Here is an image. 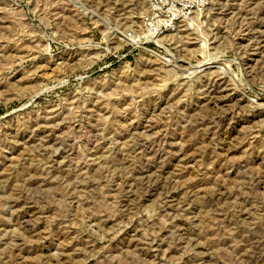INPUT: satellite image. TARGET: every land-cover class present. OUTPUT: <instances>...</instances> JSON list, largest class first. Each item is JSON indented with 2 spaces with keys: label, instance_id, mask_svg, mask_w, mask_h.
Returning a JSON list of instances; mask_svg holds the SVG:
<instances>
[{
  "label": "rangeland",
  "instance_id": "1",
  "mask_svg": "<svg viewBox=\"0 0 264 264\" xmlns=\"http://www.w3.org/2000/svg\"><path fill=\"white\" fill-rule=\"evenodd\" d=\"M161 1L0 0V264H264V0Z\"/></svg>",
  "mask_w": 264,
  "mask_h": 264
},
{
  "label": "built area",
  "instance_id": "2",
  "mask_svg": "<svg viewBox=\"0 0 264 264\" xmlns=\"http://www.w3.org/2000/svg\"><path fill=\"white\" fill-rule=\"evenodd\" d=\"M153 2L156 3L157 6H160V5L162 4V1H161V0H153ZM163 8H166V6H164ZM172 12H173V11H172ZM156 13H157V10H156L155 14H156ZM174 15H175V12H174V14H172V16H174ZM156 17H158V16H156ZM152 19H153V21H154V20L156 19L155 16H152ZM173 20H178V19L174 18ZM166 23H168V21H167ZM161 26H162V25H161ZM158 27H160V25H159Z\"/></svg>",
  "mask_w": 264,
  "mask_h": 264
},
{
  "label": "bare ground",
  "instance_id": "3",
  "mask_svg": "<svg viewBox=\"0 0 264 264\" xmlns=\"http://www.w3.org/2000/svg\"><path fill=\"white\" fill-rule=\"evenodd\" d=\"M47 138H49V137H47Z\"/></svg>",
  "mask_w": 264,
  "mask_h": 264
}]
</instances>
